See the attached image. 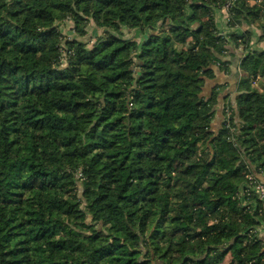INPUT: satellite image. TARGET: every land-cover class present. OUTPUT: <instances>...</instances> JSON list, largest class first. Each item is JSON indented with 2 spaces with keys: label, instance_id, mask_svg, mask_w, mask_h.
<instances>
[{
  "label": "trees",
  "instance_id": "1",
  "mask_svg": "<svg viewBox=\"0 0 264 264\" xmlns=\"http://www.w3.org/2000/svg\"><path fill=\"white\" fill-rule=\"evenodd\" d=\"M225 6L264 39V0H0V264H264V49Z\"/></svg>",
  "mask_w": 264,
  "mask_h": 264
},
{
  "label": "crops",
  "instance_id": "2",
  "mask_svg": "<svg viewBox=\"0 0 264 264\" xmlns=\"http://www.w3.org/2000/svg\"><path fill=\"white\" fill-rule=\"evenodd\" d=\"M249 3L251 4L259 3V0H249ZM226 19H227V14L223 10L216 11L215 23H216L218 30H221L227 35L230 32V30H237V29L240 31H245L247 29L251 30L252 34L250 36V41H249L250 49L252 50L253 49H264V39L260 37L262 34V30L257 27L256 23L248 25L243 22L240 26H236L235 28H229L228 25H226L227 24ZM227 50H228L229 55L223 56L222 59L229 60V61H230L229 58L236 59V57L238 56L239 50L235 49L234 46L230 43L227 44ZM230 53H234V55H230ZM213 70H214V77H215L214 82L227 83V86L220 94V99L223 101L220 104L218 103L215 109L213 126H216V128L214 129H218V127L220 126L223 120L224 104L228 101H232V99L235 97L237 81L233 77L232 71L231 73L225 75L224 72L219 70L217 65L213 67ZM210 83L213 84L212 81L207 80L206 86L210 85Z\"/></svg>",
  "mask_w": 264,
  "mask_h": 264
},
{
  "label": "rangeland",
  "instance_id": "3",
  "mask_svg": "<svg viewBox=\"0 0 264 264\" xmlns=\"http://www.w3.org/2000/svg\"><path fill=\"white\" fill-rule=\"evenodd\" d=\"M221 10H223L227 14V7L226 6L224 8H222ZM216 11H218V10H215L214 13H216ZM226 23H227L226 25H228V20H226ZM72 27H73V24L70 20H64V21L59 23V29L63 35L64 41L67 39L74 38L75 35H74L73 30H72ZM218 31L221 35H224V36L227 35L224 32H222L221 30H218ZM101 33H102V30L97 28L92 22H90L87 26V34L85 36H83L82 39L87 43V46H90L94 42L95 38ZM122 35L125 37H133V36H135V33L132 30H129L127 28H123ZM64 41H62V45H64L63 44ZM61 57H62V60H61L60 66L63 67L66 64L65 52L62 53ZM214 128H216V126H214ZM77 175H78V177H80L79 173H77ZM228 259L229 258L226 257L225 262H227Z\"/></svg>",
  "mask_w": 264,
  "mask_h": 264
},
{
  "label": "built area",
  "instance_id": "4",
  "mask_svg": "<svg viewBox=\"0 0 264 264\" xmlns=\"http://www.w3.org/2000/svg\"><path fill=\"white\" fill-rule=\"evenodd\" d=\"M228 6V5H227ZM226 6V7H227ZM226 20H228V18L226 19ZM259 79V76H256L255 78H254V84H256L257 83V80ZM253 190H254V192L259 196V198H262V199H264V184L263 183H260V182H258V183H255L254 185H253Z\"/></svg>",
  "mask_w": 264,
  "mask_h": 264
},
{
  "label": "water",
  "instance_id": "5",
  "mask_svg": "<svg viewBox=\"0 0 264 264\" xmlns=\"http://www.w3.org/2000/svg\"><path fill=\"white\" fill-rule=\"evenodd\" d=\"M229 59H230V61H232V63H233V65H232V67H231L232 72H234V74H235L236 76H239V72H238V69H237V65L233 62L234 59H232V58H229Z\"/></svg>",
  "mask_w": 264,
  "mask_h": 264
}]
</instances>
